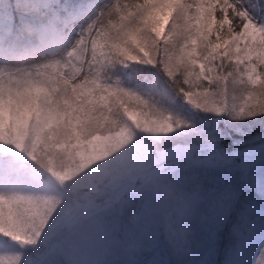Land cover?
I'll list each match as a JSON object with an SVG mask.
<instances>
[{
  "label": "snow or ice",
  "instance_id": "obj_1",
  "mask_svg": "<svg viewBox=\"0 0 264 264\" xmlns=\"http://www.w3.org/2000/svg\"><path fill=\"white\" fill-rule=\"evenodd\" d=\"M0 264H264V0H0Z\"/></svg>",
  "mask_w": 264,
  "mask_h": 264
}]
</instances>
